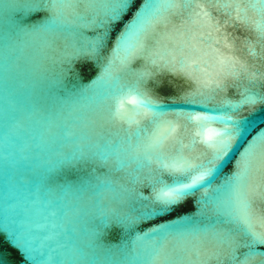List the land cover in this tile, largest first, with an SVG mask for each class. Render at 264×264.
Wrapping results in <instances>:
<instances>
[{
	"label": "water",
	"instance_id": "obj_1",
	"mask_svg": "<svg viewBox=\"0 0 264 264\" xmlns=\"http://www.w3.org/2000/svg\"><path fill=\"white\" fill-rule=\"evenodd\" d=\"M35 3L0 0V264H150L155 232L189 221L222 234L234 229L229 207L213 192L232 175V166L250 144L264 147V81L251 86L252 99L233 88L193 102L184 97L189 87L185 79L171 73L156 76L151 93L167 118L208 115L217 117L215 131L235 133L227 155L207 180L179 193L181 200L166 201L164 210L155 198L168 189L172 177L156 163L146 165L135 179L116 174L125 177L121 183L127 189L120 200L81 195L68 185L109 171L98 158L65 164L80 146L84 117L97 106L107 108L106 101L118 91L103 57L97 59L93 51L103 34V13L95 25L81 29L73 49L56 54L44 48L54 21L38 15ZM213 15L221 20V35L235 42V55L253 70L264 71V59L253 58L244 46L246 30L224 25L223 17ZM34 28L40 29L36 35L22 36L21 29ZM104 47L111 45L105 41ZM37 65L46 68L43 79L34 75ZM81 94L79 103L70 100ZM229 116L230 122L220 119ZM188 128L195 133V125ZM205 152L206 146L197 144L194 154ZM232 237L239 247L236 255L243 259L241 253L249 251L247 238L239 232ZM253 253L251 264H264V244L255 245Z\"/></svg>",
	"mask_w": 264,
	"mask_h": 264
},
{
	"label": "snow or ice",
	"instance_id": "obj_2",
	"mask_svg": "<svg viewBox=\"0 0 264 264\" xmlns=\"http://www.w3.org/2000/svg\"><path fill=\"white\" fill-rule=\"evenodd\" d=\"M34 9L43 19L54 21L44 48L56 54L73 49L81 29L95 25L103 13V34L93 51L97 59L103 57L105 72L118 91L106 101L107 108L97 106L84 117L80 146L65 164L98 158L109 171L80 185H68L70 190L81 195L91 192L93 199L100 197L102 202L109 197L120 200L127 189L121 183L125 177L116 174L135 179L146 165L156 163L172 177L168 189L155 198L164 210L166 201L181 200L179 193L208 179L227 155L235 133L215 131L212 124L217 117L208 115L167 118L151 85L156 76L171 73L188 82L184 97L193 102L233 88L252 99L248 93L258 80L264 81V71L253 70L235 55V42L221 35V20L213 12L223 17L224 25L245 29L249 55L264 59V0H36ZM39 30L20 31L27 37ZM105 41L110 48L104 47ZM45 71L37 65L34 75L43 79ZM82 97L70 100L79 103ZM220 119L232 121L231 116ZM189 124L196 126L194 134H189ZM197 144L208 152L194 154ZM231 172L213 197L227 204L228 220L235 228L222 234L189 221L155 232L150 264H222L224 260L251 264L253 247L264 244V147L250 144ZM204 188L207 199L208 188ZM146 212L153 214L156 209ZM232 232L247 238L249 251L241 253L243 259L236 255L239 247H234Z\"/></svg>",
	"mask_w": 264,
	"mask_h": 264
}]
</instances>
